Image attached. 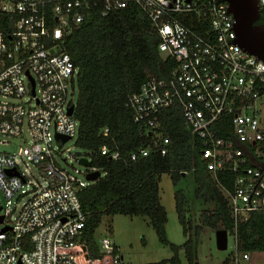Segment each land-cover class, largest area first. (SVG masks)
<instances>
[{
    "label": "built area",
    "instance_id": "2783aa9c",
    "mask_svg": "<svg viewBox=\"0 0 264 264\" xmlns=\"http://www.w3.org/2000/svg\"><path fill=\"white\" fill-rule=\"evenodd\" d=\"M138 5L152 21L158 52L170 62L163 78H152L132 94L128 107L145 127L151 144L132 160L152 152L166 155L171 140L160 131L164 109L178 106L198 140L206 170L235 174L227 192L236 242L234 264L250 259L238 250L237 227L264 212V62L237 43L236 21L225 0H0V136L20 138L14 153L0 151V264H124L110 238L91 257L87 214L79 192L100 172L88 155L83 170L69 171L61 148L77 139L74 117L78 69L63 50L65 38L93 13L102 16ZM264 22V0H258ZM187 20V21H185ZM168 64V63H167ZM168 67V66H167ZM16 101V102H14ZM74 107L72 115L69 108ZM108 129L103 130L107 136ZM28 135V138L26 137ZM69 137L63 142L56 135ZM0 144L9 145L0 140ZM103 156L120 158L107 146ZM87 159L91 166H84ZM36 171L40 180L26 174ZM229 233V232H228Z\"/></svg>",
    "mask_w": 264,
    "mask_h": 264
},
{
    "label": "trees",
    "instance_id": "16d2710c",
    "mask_svg": "<svg viewBox=\"0 0 264 264\" xmlns=\"http://www.w3.org/2000/svg\"><path fill=\"white\" fill-rule=\"evenodd\" d=\"M92 12L66 36L63 46L78 69L74 117L80 129L76 146L105 173L79 192L87 214L85 241L91 257L100 256L95 234L104 216H146L159 242L173 252L170 259L151 264H182L181 251L188 264H200L197 248L205 228L226 229L233 234L226 193L234 189L235 174L221 172L214 177L208 173L200 160L199 142L184 124L178 106L162 110L159 116L160 131L171 140L167 154L152 152L132 160L133 153L150 146L151 135L135 123L127 105L129 97L147 80L163 78L171 63L160 56L152 21L138 5L130 4L106 17L97 9ZM104 129L109 130L107 136ZM103 146L118 150L120 158L103 156ZM188 173L194 179L196 199L213 206L194 213L185 191L175 192L176 212L186 239L182 245H175L167 235L168 214L160 199L161 176L168 174L177 186ZM236 235L239 252L264 251V212L253 213L240 222Z\"/></svg>",
    "mask_w": 264,
    "mask_h": 264
},
{
    "label": "rangeland",
    "instance_id": "374dc122",
    "mask_svg": "<svg viewBox=\"0 0 264 264\" xmlns=\"http://www.w3.org/2000/svg\"><path fill=\"white\" fill-rule=\"evenodd\" d=\"M78 97L77 84L75 85V99ZM16 102V101H14ZM262 116L264 117V97L260 102ZM28 138V135L26 134ZM0 140L9 142V145H1V152L14 153L23 145L20 138H4ZM76 138L67 142L65 145L54 141L55 146L61 148L67 163L61 161V166L69 171L74 168L83 170L76 159L83 157L86 152L76 146ZM31 181L40 180L39 174H26ZM179 189L185 191L190 209L196 213L201 208H212L213 204H204L195 197V183L191 173L183 178L179 185L174 186L170 176L164 174L160 182L161 204L165 207L168 214L166 225L167 235L171 243L182 245L185 242L182 226L179 223L176 212L175 192ZM227 197V196H226ZM188 205V204H187ZM95 238L100 241L103 238H110L119 248L124 264H151L170 259L173 252L170 247L161 244L157 238L155 230L150 225L146 216H104L100 227L97 229ZM236 254V242L234 236L229 233L228 247L220 250L217 247L215 231L205 228L201 233L197 248V255L200 264H234L232 258ZM243 252H240L242 257ZM248 261H241L240 264H264V251H253L249 253ZM182 264H188L184 251L179 254Z\"/></svg>",
    "mask_w": 264,
    "mask_h": 264
},
{
    "label": "water",
    "instance_id": "95a60500",
    "mask_svg": "<svg viewBox=\"0 0 264 264\" xmlns=\"http://www.w3.org/2000/svg\"><path fill=\"white\" fill-rule=\"evenodd\" d=\"M228 3L229 12L236 21L237 43L245 52L256 56L264 62V26L258 24L261 16L258 0H225ZM74 107L69 108L68 115H72ZM56 139L63 142L70 140L69 137L56 135ZM80 163L84 166H91L87 159H81ZM101 176L100 172L91 173L87 176L88 181H97ZM2 220V219H0ZM217 247L226 250L228 247L229 233L226 229L215 231Z\"/></svg>",
    "mask_w": 264,
    "mask_h": 264
},
{
    "label": "flooded vegetation",
    "instance_id": "af4514ba",
    "mask_svg": "<svg viewBox=\"0 0 264 264\" xmlns=\"http://www.w3.org/2000/svg\"><path fill=\"white\" fill-rule=\"evenodd\" d=\"M260 24H261L262 26H264V22H261Z\"/></svg>",
    "mask_w": 264,
    "mask_h": 264
}]
</instances>
